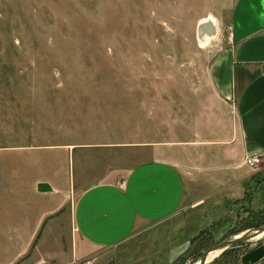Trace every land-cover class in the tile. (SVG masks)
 Here are the masks:
<instances>
[{
  "label": "rangeland",
  "instance_id": "obj_1",
  "mask_svg": "<svg viewBox=\"0 0 264 264\" xmlns=\"http://www.w3.org/2000/svg\"><path fill=\"white\" fill-rule=\"evenodd\" d=\"M233 1L0 0V264L32 263L33 234L1 225L5 214L13 222L18 209L40 207L28 189L33 178L55 171L52 179L68 180L69 170L88 184L120 156L100 149L85 153L84 164L82 142L168 141L174 153L191 148L180 140L195 139L200 150L209 144L211 129L231 116L207 67L229 41ZM212 154L196 153L201 162L186 171L174 214L139 226L89 264H196L209 246L264 222V156L202 167L214 164ZM178 191L171 177L169 213ZM258 246L264 236L207 264H240Z\"/></svg>",
  "mask_w": 264,
  "mask_h": 264
},
{
  "label": "crops",
  "instance_id": "obj_2",
  "mask_svg": "<svg viewBox=\"0 0 264 264\" xmlns=\"http://www.w3.org/2000/svg\"><path fill=\"white\" fill-rule=\"evenodd\" d=\"M229 31L228 43L212 54L207 75L214 96L231 116L211 129L209 144L200 150L195 139L180 140L176 144L191 148L174 153L166 149L168 141L82 142L76 150H80L84 164L88 161L85 153L100 149L116 150L120 156L116 164L105 161L104 170L88 184L74 179L69 170L68 180L52 179L55 171L51 179L45 175L33 178L28 189L40 207L24 213L18 209L13 224L8 214L4 215L1 228L8 231L16 226L18 233L33 234L31 264L98 259L100 252L124 242L139 226L167 219L180 208L189 179L185 173L195 162H201L196 153L205 148L214 153V164L207 159L202 165L205 168L264 156V0H234ZM72 146L68 144L70 152L77 148ZM218 160L224 164H218ZM171 177L179 185L180 194L179 206L169 213ZM38 183L47 184L50 190L37 192ZM69 190L75 192L70 206L66 200Z\"/></svg>",
  "mask_w": 264,
  "mask_h": 264
},
{
  "label": "water",
  "instance_id": "obj_3",
  "mask_svg": "<svg viewBox=\"0 0 264 264\" xmlns=\"http://www.w3.org/2000/svg\"><path fill=\"white\" fill-rule=\"evenodd\" d=\"M199 32H200V27H198V33ZM35 188L37 192H46L50 190L48 185L45 183H38ZM261 236H264V226L246 229L234 236L226 238L220 241L219 243H216L206 248L204 251L201 252V255L198 258L196 264H207L214 257L219 255L223 251L230 249L237 244L249 241L250 239H254V238L257 239L258 237ZM263 257H264V247L258 246L241 255L239 258V262L240 264H255Z\"/></svg>",
  "mask_w": 264,
  "mask_h": 264
},
{
  "label": "trees",
  "instance_id": "obj_4",
  "mask_svg": "<svg viewBox=\"0 0 264 264\" xmlns=\"http://www.w3.org/2000/svg\"><path fill=\"white\" fill-rule=\"evenodd\" d=\"M264 222L263 220H260V222L258 223H254L253 225H248L246 228L248 227H259V226H263ZM238 245V244H237ZM235 247V246H234ZM234 247L230 248V249H227L225 251H223L219 256H218V259L217 260H213L214 262L215 261H218V260H221L222 257H227V255H229L230 253H232L234 251Z\"/></svg>",
  "mask_w": 264,
  "mask_h": 264
},
{
  "label": "built area",
  "instance_id": "obj_5",
  "mask_svg": "<svg viewBox=\"0 0 264 264\" xmlns=\"http://www.w3.org/2000/svg\"><path fill=\"white\" fill-rule=\"evenodd\" d=\"M264 66V62L262 63ZM257 160L256 157H245L242 161L247 165H252ZM71 264H89L88 261H81V262H71Z\"/></svg>",
  "mask_w": 264,
  "mask_h": 264
},
{
  "label": "flooded vegetation",
  "instance_id": "obj_6",
  "mask_svg": "<svg viewBox=\"0 0 264 264\" xmlns=\"http://www.w3.org/2000/svg\"><path fill=\"white\" fill-rule=\"evenodd\" d=\"M256 248V247H255ZM254 249V248H253Z\"/></svg>",
  "mask_w": 264,
  "mask_h": 264
}]
</instances>
